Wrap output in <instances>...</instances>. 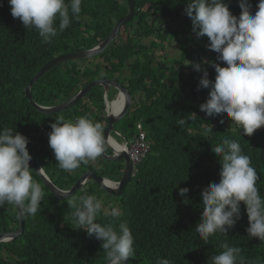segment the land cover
Wrapping results in <instances>:
<instances>
[{"label":"trees","instance_id":"obj_1","mask_svg":"<svg viewBox=\"0 0 264 264\" xmlns=\"http://www.w3.org/2000/svg\"><path fill=\"white\" fill-rule=\"evenodd\" d=\"M134 1L137 5L133 19L140 25L138 31L125 33L133 24L127 23V27H121L117 41L94 57L93 62L69 61L54 67L33 85L32 98L40 106L59 105L99 78L119 82L131 95H143L144 103L133 104L126 115L129 122L125 128L128 125L134 128L141 123L152 141L151 153L138 166L137 173L125 186L122 195L115 200L122 212L117 224H128L134 246L147 260L146 264H156L158 258H166L171 264H211V257L223 250L220 247L222 242L240 247L244 264H264V241L249 238L247 231L244 235L242 231L235 233L237 237L234 238V232L249 226L242 202L240 219L229 229L227 236L216 234L205 243L195 232L203 211L200 193L210 183L219 182L221 166L212 148L224 138L239 142L244 154L250 157L259 176L257 187L264 196V127L247 136L225 114L208 117L200 111L199 105L209 99L210 92V88L199 87L203 71L207 70L208 78L214 81L216 73L211 63L225 65L217 59L218 54L207 47L209 41L206 36V45H187L194 42L188 32V29L192 30V23L185 14L187 0ZM224 2L233 15L239 16V0ZM247 2L254 13L259 0ZM127 7V0H82L79 18H74L70 27L58 33L51 44H44L36 30L25 29L18 18L11 16L8 0H0V129L9 127L27 137V150L33 160L39 155L37 144L41 143L36 138L48 142V133L40 135L39 132L52 116L40 114L30 106L24 97V89L32 77L56 56L85 51L97 45L110 34L117 21L126 16ZM155 15L170 17L172 23L176 22L181 45L178 60L155 64L157 58L163 59L166 55L161 41L170 37L166 31L167 37L158 34V38L154 39L156 30L148 26L146 18L151 16L154 19ZM187 24L188 27L185 26ZM194 46L200 52L209 51L206 59L193 54ZM99 61L109 62L111 69L105 71L98 65ZM177 64H180L179 67ZM193 64H199L200 70L197 71ZM104 92V87H94L68 113L76 118L88 116L105 128ZM181 118L185 121L183 126L177 123ZM205 127H212L207 135L204 134ZM133 136L134 133L131 138ZM36 164L43 166L50 180L61 190L75 184L85 170L82 167L92 168L81 164L71 174L61 170L52 157L48 160L37 158ZM122 168L114 163L111 170L107 167L92 169L103 176L119 179ZM31 171L44 193L45 203H41L40 208H45L48 202L58 203L32 168ZM88 186L83 190L89 189ZM97 188L103 191L99 186ZM180 188L189 189L186 195L190 203L187 205L182 203L184 197L178 195ZM89 191L92 192V189ZM76 192L78 196L83 195L82 191ZM104 198L101 196L99 199ZM67 200L63 201L64 205H67ZM111 203L116 205L114 200ZM65 211V219L72 218V209L68 205ZM30 218L27 215L25 230L13 244L0 243V250L12 247L17 252L22 250L24 254H19L20 261L0 256V264H50L51 260H54L52 264H59L65 259L67 264H73L72 259L86 258L87 251L103 252L101 241L94 237L82 239L78 235L84 233L86 236L85 231H73L66 223L67 228H59L61 217L50 220V234L47 226L45 233L38 231L28 221ZM117 218L102 215L99 223H113L112 219ZM18 225L16 208L9 204L0 207V234L16 231ZM102 255L106 260L105 254Z\"/></svg>","mask_w":264,"mask_h":264},{"label":"clouds","instance_id":"obj_2","mask_svg":"<svg viewBox=\"0 0 264 264\" xmlns=\"http://www.w3.org/2000/svg\"><path fill=\"white\" fill-rule=\"evenodd\" d=\"M8 3L11 16L18 18L25 29L36 30L44 44H51L53 38L69 28L72 20L79 18L82 12V0H8ZM239 8V16H236L224 0H187L185 14L192 23V30L188 29V32L194 40L187 45H206V36L209 41L207 47L217 53V59L225 65L222 67L219 63H211L216 73L214 81L208 78L207 70L203 71L199 87L210 88V92L209 99L199 105L200 111L208 117L225 114L233 124L243 129L245 135L251 136L264 127V0H259L254 13L247 0H239ZM158 18L160 16L155 15L154 19ZM154 19L151 16L148 18V26L152 27ZM185 26L188 27V24ZM119 36L120 31L117 39ZM157 38L156 31L154 39ZM178 48L181 52V45ZM193 54L206 59L209 51L200 52L194 46ZM192 66L200 70L199 64ZM177 123L183 126L185 121L181 118ZM41 128L48 133V142L36 138L37 142H41L37 144L39 155L36 159L55 158L59 168L65 172H73L81 164L97 160L110 140L114 139L105 137L102 124L88 116L74 120L59 117L54 123L50 118ZM211 131L212 127L204 128L205 135ZM138 137L146 144L145 160L151 153L152 141L147 132L138 134ZM28 143V138L20 132L9 127L0 129V207L13 205L21 214L35 216L41 203H44V193L41 185L34 180L29 166L33 159L27 150ZM212 152L219 158L221 166L219 182L210 183L200 193L203 211L195 232L205 243L216 234L227 236L229 229L240 219L242 202L249 226L234 232V238L237 237L235 233L242 231L244 235L247 231L249 238L264 241V196L257 187L259 176L250 157L244 154L239 142L228 138L212 148ZM36 159L33 160L35 164ZM140 164L136 157L132 163L134 176ZM36 166L44 173L43 166ZM90 166L94 168L99 165ZM46 177L51 181L48 175ZM104 183L109 182L105 180ZM109 186L118 187L115 183ZM89 189L78 190L83 195L78 196L75 191L74 195L63 199H68L67 205L72 209L70 219L74 221L77 231L83 230L89 237L102 242L107 264H127L129 258L135 255L134 237L126 222L117 224L122 212L116 198L103 191ZM188 191V188L178 189V195L184 197L182 203L185 205L190 203L186 195ZM102 195L106 196L103 200L98 198ZM111 198L116 205L111 203ZM64 213L67 215L66 211ZM102 215L118 218L112 219L113 223H99ZM220 247L223 250L211 257V264H244L240 247L223 242ZM156 264L171 262L158 258Z\"/></svg>","mask_w":264,"mask_h":264},{"label":"water","instance_id":"obj_3","mask_svg":"<svg viewBox=\"0 0 264 264\" xmlns=\"http://www.w3.org/2000/svg\"><path fill=\"white\" fill-rule=\"evenodd\" d=\"M127 2H128L127 15L124 18H121L119 20L117 26L110 32V34L107 37H105L104 39H102L93 49L87 50V51H82V52L79 51V52H75V53H68L66 55L57 57V58L49 61L45 66H43L39 70L38 73H36L32 77L28 86L24 89V97L27 99L30 106H32L34 109H36V111L38 113L50 114V113H54L55 111H64L65 109H68V108L76 105L94 87L100 86V87H104L105 90H107V91L110 88L113 90H119V92H122L123 94H125L127 96V101L125 103V109L121 113V115H119V116H107L108 124L104 130L105 137H107L108 133L112 130V125L124 117V115L126 114V112L128 111V109L130 107L131 100L129 98L128 92L119 83H117L113 80H111V81L110 80H103V79L95 80V81L91 82L88 86H86L85 88L81 89L76 95H74L72 98H70L65 104L59 105V106H57V108H51V109L40 107L39 105H37L33 101L32 87L48 71H50L51 69H53L54 67H56L57 65H59L61 63L69 62V61L86 60L88 58L97 57L103 51H105L109 47V45L117 39V36H118V33L120 31L121 26H124L127 23H129L135 16V2H134V0H127ZM103 158L111 160V161L122 160V162L124 163V170H123L122 178L119 182H117L118 187H116L115 189L109 188L104 183L103 179L100 177H97L94 173H92L93 175L87 176L85 178V176L87 174L91 173V172H86V173L82 174L79 181L74 186H72V188L70 190H67V191L59 190L51 183V181H49L47 179L46 175H44V173L42 171H40V168L36 166V164L33 160H30L29 166L35 171V174L40 178V180L44 183L45 187H47L49 192L52 194V196L56 200H63L65 198H68V197L74 195V192L80 190L83 183L87 179H90V178L97 182V184L101 187L103 192H105L106 194H109L113 198H118L121 196V194L125 188V185L130 181L131 173H132V169H133L132 164L129 161L127 154L124 152H121V153H119V155L114 156V157L113 156L112 157H107V156L104 157L103 156ZM101 181H103V182H101ZM17 211H18V214L20 217V225H19L18 231L14 232V233H8L5 235H0V242L5 241L6 239H10V240L17 239L23 233L24 225H25V222L23 219L24 217H23V214H21L19 212V210H17Z\"/></svg>","mask_w":264,"mask_h":264},{"label":"bare ground","instance_id":"obj_4","mask_svg":"<svg viewBox=\"0 0 264 264\" xmlns=\"http://www.w3.org/2000/svg\"><path fill=\"white\" fill-rule=\"evenodd\" d=\"M128 3V2H127ZM127 10H128V7H127ZM127 15V14H126ZM86 18L87 17H85L84 18V20H86ZM124 18V17H123ZM120 20V19H119ZM119 20L117 21V23H116V26H117V24H118V22H119ZM115 26V27H116ZM114 27V28H115ZM122 27V26H121ZM113 28V29H114ZM112 29V30H113ZM121 29V28H120ZM108 36V35H107ZM96 46V45H95ZM80 52H82V51H80ZM62 56V55H61ZM57 57H60V56H56V58ZM92 58H94V57H92ZM92 58H88V59H86V60H90V59H92ZM166 58V57H165ZM165 58H163V60L162 61H166V62H168V60H164ZM55 59V58H54ZM157 59H160V58H157ZM127 63V62H126ZM61 64H63V63H61ZM60 65V64H59ZM58 66V65H57ZM100 79H103V80H112V79H105V78H99V79H95V80H100ZM95 80H93V81H95ZM92 81V82H93ZM113 81H115V80H113ZM115 82H117V81H115ZM91 83V82H90ZM89 83V84H90ZM117 83H119V82H117ZM88 84V85H89ZM120 84V83H119ZM121 85V84H120ZM124 89H125V87L123 86V85H121ZM126 90V89H125ZM127 91V90H126ZM79 92V91H78ZM77 92V93H78ZM111 92H112V96L114 97L112 100H114V103H113V101L111 100V101H109L108 99H109V96L108 95H110L111 94ZM128 92V91H127ZM76 93V94H77ZM75 94V95H76ZM128 95H129V98H130V100H131V104H130V107H129V109H128V111L126 112V114L124 115V117L128 114V112L130 111V109L132 108V106H133V104L136 102L134 99H136V96H134V95H131L129 92H128ZM73 97V96H72ZM71 97V98H72ZM132 99L134 100V101H132ZM69 100V99H68ZM67 100V101H68ZM34 101V100H33ZM67 101H65V102H63V103H61L60 105H63V104H65ZM126 101H127V96L125 95V94H123L122 92H119V90H112V89H109L108 91L107 90H105V92H104V98H103V105H104V109H105V118H106V121H107V116H119V115H121V113L124 111V109H125V103H126ZM80 102V101H79ZM38 105V104H37ZM77 105V104H76ZM76 105H74L73 107H70V108H68V109H65L64 111H55L54 113H50V114H43V115H47V116H52V122L54 123L55 122V117L58 115V114H60V113H63V112H66V111H70V110H73V108L74 107H76ZM40 106V105H39ZM59 106V105H58ZM40 107H44V108H47V109H51V108H57V106H55V107H45V106H40ZM36 110V109H35ZM123 117V118H124ZM122 118V119H123ZM73 119H76V117H74ZM47 122V121H46ZM45 122V123H46ZM117 123V122H116ZM116 123H114L113 125H112V130L108 133V136H107V138H114V139H111L110 140V142H109V144L106 146V149H105V151L101 154V156H100V161L103 163H101V162H97L96 164L97 165H99V166H97V167H95V168H97V169H101V167H106L105 165H109V164H114V163H118V164H120L121 166H123V168H122V172H121V174H120V176H119V179H112L111 178V176L110 177H107V176H103V175H101L100 173L98 174L94 169H92V168H88L87 169V167H82V169H85L82 173L84 174V173H86V172H91V173H89V174H87L86 176H85V178L87 177V176H90V175H93L92 173H94L97 177H100V178H102L103 179V181H105V180H107L109 183L108 184H106L109 188H112V187H110L109 185L111 184V183H115V184H117V182H119L120 180H121V178H122V174H123V170H124V163L122 162V160H119V161H111V160H108V159H105V158H103V156L104 157H114V156H117V155H119V153H121V152H124V153H126L127 154V156H128V159H129V161L131 162V164L133 163V161H134V159L137 157V159H139V161L142 163V161L144 160V155L146 154V149H145V146H146V144L138 137V134H140V133H145L146 132V130L143 128V126H142V124L141 123H137L136 124V126L134 127V131L132 132V133H134V136L132 137V138H130V140H128V138H126V137H124L123 136V132H124V130H120V131H117L116 129H115V124ZM107 124H108V121H107ZM107 124H106V127H107ZM105 127V128H106ZM128 127L129 128H132V125H128ZM105 128H104V130H105ZM45 132V130L44 129H42L41 128V130H40V135L41 134H43ZM132 133H131V135H132ZM41 142H44V143H47V141L46 140H44V139H42V140H40ZM151 146H152V144H150ZM108 150H110L111 151V154L110 155H108L107 154V151ZM150 150H151V148H150ZM98 159V158H97ZM90 163V162H89ZM88 163V164H89ZM91 164H92V162H91ZM85 165V164H84ZM86 166H90V165H86ZM108 168V167H107ZM132 168H133V165H132ZM33 170V169H32ZM44 174H46V172L44 171ZM47 175V174H46ZM134 177V174H133V169H132V173H131V179ZM79 181V179L75 182V184L77 183ZM103 181H101V182H103ZM91 182H94V183H96L97 184V182L95 181V180H93V179H87L84 183H83V185H82V187H81V189H84L87 185H89V183H91ZM51 183L57 188V189H59V190H61L60 188H58L52 181H51ZM74 184V185H75ZM129 184V183H128ZM73 185V186H74ZM98 185V184H97ZM99 186V185H98ZM100 187V186H99ZM46 189H47V187H45ZM72 187H70V188H68L69 190L71 189ZM101 188V187H100ZM112 189H115V188H112ZM48 190V189H47ZM49 191V190H48ZM52 195V194H51ZM54 198V197H53ZM56 200V199H55ZM58 201H60V200H58ZM16 211H17V209H16ZM17 215H18V217H19V214H18V211H17ZM23 217H24V214H23ZM24 219V218H23ZM19 221H20V217H19ZM20 224V223H19ZM18 229H19V226H18ZM24 230H25V225H24ZM18 231V230H17ZM16 231V232H17ZM0 235H5V233L4 234H0ZM15 240V239H14ZM14 240H10V239H6L5 241H2V242H0V243H2V244H13L12 242L14 241Z\"/></svg>","mask_w":264,"mask_h":264},{"label":"flooded vegetation","instance_id":"obj_5","mask_svg":"<svg viewBox=\"0 0 264 264\" xmlns=\"http://www.w3.org/2000/svg\"><path fill=\"white\" fill-rule=\"evenodd\" d=\"M166 16H170V15H166ZM135 17H136V15H135ZM134 19H133V21H131V22H133V24L128 27V30L125 33L129 34L132 31H138L139 30V26L140 25H139V23L136 20L134 21ZM146 19H147L146 23L148 24V17ZM160 23H161V25H160V27H158ZM151 26H152L151 28H155V30L157 31V35L158 34H162V35L167 37L168 34H167L166 31L169 32L170 37H168L165 41H161L162 45H163L164 42L165 43L166 42H171L174 45H176L177 47L180 45L179 41L176 40V39H178V34L176 32V23H172L171 20H170V17H160L157 20H153V23H152ZM125 27H127V24H126ZM165 47H166V45H165ZM166 53H167V47H166ZM179 54H180V50L178 48V54H177V56H175L176 60H178ZM98 65L100 67H102L105 71L111 69V66H110L109 62L99 61ZM179 65L180 64H177V67H179ZM134 100L136 101V99H134ZM98 160H99V162H101L100 161V157L98 158ZM90 164H91V162L89 164H85V165H90ZM105 166L108 167V169H110V168H112L113 165L109 164L108 166L107 165H105ZM87 168H90V167H87ZM70 173L74 174L75 172L73 171V172H70ZM56 201L58 203H56V202L55 203L48 202V205L47 206L44 205L45 208H43V209L40 208V210L38 211V213L35 216L28 215V217H31L30 220H28V221L32 225L36 226L38 228V231L42 230V233H45L46 231H44V229H46L45 227L47 226L48 227V231L47 232H48V234H50L52 232L51 231L52 228H51L50 223H49L50 220L51 219H56L57 217H61V220H62V219H65L67 217L66 214L63 211L60 210V208L67 207V205H64V202H63L64 200H60V201L56 200ZM17 217H18V215H17ZM26 217H27V215H24V222L26 220ZM18 220H19V217H18ZM60 221L58 223V227L62 228V229L67 228L66 225L74 223V221L71 220V219H69V221H68V223H66V225H65V223H61ZM19 223H20V221H19ZM69 227H71V229L73 231H74V228H76L75 225H74V227L69 225ZM16 231H10V233H14ZM76 231H77V228H76ZM78 235L82 239L89 238V236L88 235L85 236L84 233H81V234H78ZM15 240L12 243H14ZM134 248H135V255H134L133 258H129L127 264H146L147 260L145 258H142L140 252L138 251V249L135 246H134ZM18 253L24 254V252L22 250L17 252V249L15 247L4 248V249L0 250V256L1 257H14L16 259V261L19 262L20 258H18L19 257ZM87 253H88V255L86 256V258L78 259V260L72 259L73 264H107V260H105L103 258V255H102L103 252L102 251H100V250L93 251L92 250V251H87ZM52 261L54 262V260H51L50 264L53 263ZM67 263H68V261L66 262V259H65V260H63V262H61L59 264H67Z\"/></svg>","mask_w":264,"mask_h":264},{"label":"rangeland","instance_id":"obj_6","mask_svg":"<svg viewBox=\"0 0 264 264\" xmlns=\"http://www.w3.org/2000/svg\"><path fill=\"white\" fill-rule=\"evenodd\" d=\"M131 21H133V19L131 20ZM126 25H124V26H122V27H125ZM163 45L165 46L166 45V47H167V56H166V58L164 59V60H171V59H174V58H176L175 56H177V54H178V47L176 46V45H173V44H171V45H169V44H166L165 42L163 43ZM63 56V55H62ZM201 58H204V57H202L201 56ZM91 60V61H90ZM90 60H84V62H87V61H90V63L91 62H93L94 60H93V58L92 59H90ZM163 59H156L155 60V64H160L161 63V61H162ZM126 62V61H125ZM130 64L128 63V66H129ZM90 66V64L88 63L87 64V67H89ZM125 74H127V71L125 72ZM114 97L111 95V96H109V101H111L112 99H113ZM104 103V102H103ZM140 103H144V100H143V95L141 94V93H138V94H136V102L134 103V105L135 104H140ZM60 105V104H59ZM55 106H58V105H55ZM55 106H52V107H55ZM71 111V110H70ZM69 111H66V112H63V113H60V114H58L56 117H55V119H57V118H59V117H63L65 120H74L73 118H74V116H73V114L72 113H68ZM70 116H73L72 118H70ZM130 116H132V113L130 114ZM126 117V116H125ZM123 118V119H121V120H119L116 124H115V129L117 130V131H120V130H124V132H123V136L124 137H126V138H128V140H130V138H131V133L134 131V128H129V127H127V129L125 128V126H126V124L129 122V116H127L126 118ZM67 118V119H66ZM132 131V132H131ZM49 150H51V152H53L52 151V149L51 148H49ZM107 154L108 155H110L111 154V151L110 150H108L107 151ZM97 162H99V160L97 159V160H95V161H92V164H96ZM95 169H97V168H95ZM98 174H99V171H96ZM107 177H108V175H107ZM89 188H94V189H96V190H98V191H100L99 190V188H97L98 187V185L96 184V183H94V182H91V183H89V186H88ZM98 193H100V192H98ZM102 196H104V197H106L105 195H102ZM74 197H77V195H75ZM99 198H101V197H99ZM111 201H113V199L111 198ZM67 209V207H63V208H60V210L61 211H65ZM68 221H69V219H62L60 222L61 223H68ZM69 225H71L72 227H74V225H75V223H71V224H69ZM76 226V225H75Z\"/></svg>","mask_w":264,"mask_h":264},{"label":"built area","instance_id":"obj_7","mask_svg":"<svg viewBox=\"0 0 264 264\" xmlns=\"http://www.w3.org/2000/svg\"><path fill=\"white\" fill-rule=\"evenodd\" d=\"M143 136V135H142Z\"/></svg>","mask_w":264,"mask_h":264}]
</instances>
